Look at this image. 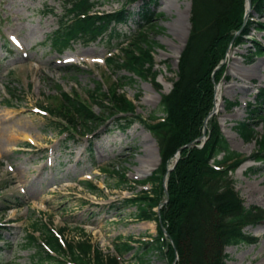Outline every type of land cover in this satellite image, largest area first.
Masks as SVG:
<instances>
[{"label": "rangeland", "instance_id": "1", "mask_svg": "<svg viewBox=\"0 0 264 264\" xmlns=\"http://www.w3.org/2000/svg\"><path fill=\"white\" fill-rule=\"evenodd\" d=\"M75 1L0 0V225L10 228L0 240V264H32L45 228L58 231L69 244L88 241L105 255L116 254L118 241L139 249L158 236L156 220H143L137 207L122 203L149 190L153 184L144 188L138 181L150 178L161 165L160 145L147 123L152 114L164 117L161 101L173 90L179 73V58L192 27V0H158L152 7L162 15L153 21L161 31L149 33L159 45L154 52L156 83L136 77L117 89L118 95L135 102L134 124L121 131L116 119L122 115L112 102L105 101L104 109L92 103L99 118L115 115L89 125L86 133L90 134L83 138L75 132L83 130L84 124L61 135L65 119L54 114L55 120L47 111L60 108L59 89L90 104V93L98 84L108 94L118 88L120 78L130 74L107 64L116 40L111 42L106 35L91 42L79 39L63 53L51 47L49 35L68 14L67 20L73 18L69 8ZM92 1L99 3L96 11L108 13L127 6L138 13L147 0ZM250 15L264 24V10L259 15L252 9ZM138 22L132 19L119 29L135 35ZM248 40L264 49V30L253 31ZM251 45L234 47L228 54L226 71L216 83L224 97L214 117L231 147L247 160L231 176L236 190L246 207L264 208V163L252 161L260 149L264 123L256 127L258 141L247 143L236 130L248 117L249 105H256L258 90L264 89V56H256ZM117 54L112 57L117 59ZM226 101L238 104L227 111ZM5 129L13 144L5 140ZM27 135L36 146L27 145ZM90 143L94 157L87 151ZM23 147L29 149L23 151ZM252 166L261 172L249 173ZM86 180L99 191H89L82 183ZM245 232L257 242L228 247L227 264H264V222L248 226ZM133 254H125L123 264H139ZM147 258L149 264H172L169 256L158 252Z\"/></svg>", "mask_w": 264, "mask_h": 264}, {"label": "trees", "instance_id": "2", "mask_svg": "<svg viewBox=\"0 0 264 264\" xmlns=\"http://www.w3.org/2000/svg\"><path fill=\"white\" fill-rule=\"evenodd\" d=\"M157 1H146L138 13L124 6L114 13L90 15L99 3L77 0L69 8L73 18L67 20L68 14L61 19L59 28L49 36L51 47L60 53L70 49L79 39L92 41L106 35L111 42L116 40L111 45V50L120 47L122 57L110 59L109 63L130 76L120 78L116 83L118 88L112 91L111 97L103 92L100 84L90 96L92 103L100 108L104 109V101H109L117 113L123 114L117 119L121 131L128 130L134 124L131 115L135 108L124 96L117 94V89L133 83L136 77L156 83L158 76L157 71H153V54L159 45L149 36L150 32L161 31L153 23L162 17L152 10ZM246 2L247 0H192V30L179 62L178 80L172 92L162 97L161 111L164 117L152 114L149 120L155 124L147 123L160 145L162 158L160 167L153 175L140 182H151L154 185L153 195L143 193L142 196L126 199L122 203L124 207H137L141 219H153L158 224L162 221V226H158V236L153 242L146 243L139 249L128 243L116 244V251L121 255L135 251L134 257L139 264H149L147 257L153 252L169 256L172 264L176 254L179 260L175 264H227L230 257L226 252L228 247L257 242V238L248 235L245 228L264 222V209L246 207L236 191L230 173L238 169L243 161L242 155L231 148L216 117L209 121L208 138L203 147L186 148L181 152L175 169L169 173V201L161 208L160 215L155 211L165 196L163 180L169 164L181 147L203 135L205 120L214 107L215 84L226 71V65L222 62L226 59L230 44L234 38V46L251 43L246 37L253 30L264 29L263 24L252 20L244 23ZM252 3L254 10L262 14L264 0H252ZM132 19L135 23L140 22L137 23L140 29L135 35L128 36V33H123L119 28L128 25ZM251 44L255 46L256 55H264V49L259 43ZM60 92L63 100L61 107L56 108L54 113L62 115L66 121L61 126L62 131L76 129L79 123H83L84 132H87L90 131L89 125H99L102 122L92 106L61 90ZM226 103L227 110L238 104L230 101ZM249 107L246 120L236 126L245 142L258 139L256 127L264 123V90H260L257 95L256 105L250 104ZM113 115L115 114L112 112L110 116ZM259 147L252 159L256 163H264V133L260 137ZM88 152L94 157L93 146L88 148ZM249 172L260 173L261 169L252 167ZM124 178L123 174L122 183ZM87 187L92 192L98 191L91 184ZM3 228H0V239L4 238ZM163 229H166L168 236ZM44 236L53 250L66 256L58 240L46 228ZM38 247L40 251L33 258L32 264H60L57 258L44 252L40 245ZM69 249L71 263L66 256L62 264H119L114 256L101 253L85 240L69 244Z\"/></svg>", "mask_w": 264, "mask_h": 264}, {"label": "bare ground", "instance_id": "3", "mask_svg": "<svg viewBox=\"0 0 264 264\" xmlns=\"http://www.w3.org/2000/svg\"><path fill=\"white\" fill-rule=\"evenodd\" d=\"M187 38V37H186ZM186 38L184 39V42L186 41ZM254 72V71H253ZM224 91H223V89H222V87L221 86H219L218 87V89H217V94H216V100H215V107H216V111L218 112L219 111V109H220V107H221V104H222V101H223V97H224V93H223ZM23 132H25V131H23ZM6 133V134H5ZM4 138H5V140H8V142L11 144H13L14 143V141L12 140V138L11 137H9V134H8V130L7 129H5L4 130ZM25 138V140H27V141H30V142H32V143H35L36 141H35V139L33 138V137H31V136H28L27 135V137H24ZM36 144V143H35Z\"/></svg>", "mask_w": 264, "mask_h": 264}, {"label": "water", "instance_id": "4", "mask_svg": "<svg viewBox=\"0 0 264 264\" xmlns=\"http://www.w3.org/2000/svg\"><path fill=\"white\" fill-rule=\"evenodd\" d=\"M245 21H247V17H246V19H245ZM215 112V109L213 110V112H211V114L210 115H213V113ZM204 134H206V131L204 132ZM194 145V143H192V144H189L187 147H191V146H193ZM183 149V148H182ZM182 149H180L179 150V152H181L182 151ZM166 193H167V191H166ZM168 194V193H167Z\"/></svg>", "mask_w": 264, "mask_h": 264}]
</instances>
